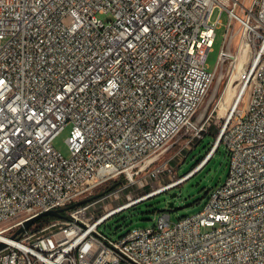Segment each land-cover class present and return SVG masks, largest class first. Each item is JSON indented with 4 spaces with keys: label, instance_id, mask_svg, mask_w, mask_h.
<instances>
[{
    "label": "built area",
    "instance_id": "1",
    "mask_svg": "<svg viewBox=\"0 0 264 264\" xmlns=\"http://www.w3.org/2000/svg\"><path fill=\"white\" fill-rule=\"evenodd\" d=\"M224 13L220 73L248 50L231 133L221 134L226 181L194 216L163 212L108 238L99 228L109 219L175 186L93 208L171 177L169 162L148 171L147 161L181 134L190 144L208 133L197 115L220 74L207 58ZM67 127L69 158L53 145ZM107 183L117 184L68 219L15 236ZM0 243V264H264V0H0Z\"/></svg>",
    "mask_w": 264,
    "mask_h": 264
},
{
    "label": "rangeland",
    "instance_id": "2",
    "mask_svg": "<svg viewBox=\"0 0 264 264\" xmlns=\"http://www.w3.org/2000/svg\"><path fill=\"white\" fill-rule=\"evenodd\" d=\"M219 15L220 10H215L212 16V22H216ZM98 17L105 22L108 20L106 15H98ZM221 19L223 21V26L217 30L215 44L207 58V66L212 71L217 69L219 55L224 43L226 25L229 21L227 13H224ZM239 41V39L234 41L232 46L233 53L238 51ZM237 69L234 70V64H228L223 73H221L222 80L220 83H218L220 74L217 75L211 90L199 110L197 118L203 117L202 114L206 106L209 105L206 113V118H209L208 133L205 134V137L200 141H193L187 144L189 138L186 139L181 134L172 140L158 154L147 161V165L151 163L148 167V171L160 166L165 167L169 162L170 166L168 165V168L171 167V177H168V172H166L161 174L159 179L144 180V185L139 182L124 193L119 200H108L94 207L93 209L96 210L95 214L104 212V205H107L109 209H115L120 206L134 203L138 199L158 191L163 187L172 186L181 178L194 172L199 166L204 165V163H206L205 160H207L214 147H216L214 150L216 151L219 145L222 144L223 146L220 152L197 173L194 175L192 173L193 176L183 184L175 186L165 193L125 209L113 216L99 228L102 234L112 240H118L134 228L154 226L157 218L163 212L170 213L172 222H176L181 218L194 216L204 209L211 192L224 184L229 174V159L221 134L226 124V118L231 112L230 110L236 103L235 101L243 94V92L241 93L242 87L239 86V80H237L239 68ZM219 71L220 69L217 73H219ZM230 82L234 88L233 93L228 96L229 98L225 100L224 105L221 104L219 106L223 93ZM243 105L244 103L242 102L241 107H243ZM69 131L70 127H67L53 143L55 149L65 158L70 157V150L67 144ZM202 156H204V158L201 163L194 168V165ZM113 186L114 183H107L98 188L93 196L105 194L109 189L111 190ZM170 203L174 204L173 208L169 207ZM37 226L38 225L35 224L33 227L37 229L39 228Z\"/></svg>",
    "mask_w": 264,
    "mask_h": 264
},
{
    "label": "bare ground",
    "instance_id": "3",
    "mask_svg": "<svg viewBox=\"0 0 264 264\" xmlns=\"http://www.w3.org/2000/svg\"><path fill=\"white\" fill-rule=\"evenodd\" d=\"M247 58H248V50H246L245 52H244V54H243V51L240 53V60H239V63H238V67L237 68H239V70H243V67H244V65H245V62H246V60H247ZM220 69V66H217V69L216 70H214V71H212V70H210V73H217L218 72V70ZM238 70V69H237ZM219 73H220V71H219ZM235 78V77H234ZM221 80H222V74L220 73V75H219V80H218V83H220L221 82ZM231 80H232V78H231ZM242 87V86H241ZM240 87V88H241ZM243 88V87H242ZM233 90H234V88H233V85H232V83L230 82L229 84H228V86H227V88H226V90L224 91V93H223V96H222V98H221V100H220V103H219V106L221 105V104H223L224 105V102H225V100L227 99V98H229L228 96H230L232 93H233ZM243 92V91H242ZM241 92V93H242ZM240 93V92H239ZM240 96V95H239ZM241 98H242V96L239 98V99H237V101H235V102H240V100H241ZM237 103H235L236 105H237ZM234 104V105H235ZM234 105H233V107H234ZM209 105H207L206 106V108H205V110H204V112H203V114H202V116H204L206 113H207V110H208V107ZM232 107V108H233ZM231 111V110H230ZM202 118V117H201ZM223 130H224V133H231V122H226V124H225V126H224V128H223ZM216 149V147H214V149H213V151ZM213 151L211 152V154L209 155V157L207 158V160H205V162H207L209 159H210V157H211V155L213 154ZM204 165H205V163H204ZM204 165H201V166H199L194 172H192V173H197ZM191 173V174H192ZM178 184H174V185H172L171 187H174V186H177ZM208 225H215V216H208Z\"/></svg>",
    "mask_w": 264,
    "mask_h": 264
},
{
    "label": "water",
    "instance_id": "4",
    "mask_svg": "<svg viewBox=\"0 0 264 264\" xmlns=\"http://www.w3.org/2000/svg\"><path fill=\"white\" fill-rule=\"evenodd\" d=\"M206 117H207V114H205L204 116H203V119H206ZM215 152V151H214ZM211 158V157H210ZM206 164V163H205ZM193 175H194V173H193ZM192 175V176H193ZM115 186V185H114ZM113 186V187H114ZM97 197H99V196H95V197H93V198H90V199H86V200H83V201H80V202H78V203H75V204H73V205H71V206H69V207H67V208H62V209H58V210H52V211H48V212H44L43 214H40L39 216H36V217H34V218H32V219H30V220H27L25 223H24V226L17 232V234L15 235V236H17V235H19V234H22V233H24L25 231H28L30 228H32L41 218H43V217H53V218H57V219H68V216H65L64 214L65 213H67V212H69V211H71V210H73V209H75L76 207H79V206H82V205H84V204H86V203H88V202H90L92 199H94V198H97ZM150 197H153V196H150ZM150 197H148V198H150ZM132 205H134V204H132ZM169 207L170 208H173L174 207V204L173 203H170L169 204ZM7 247V245L5 244V243H0V251L1 250H3V249H5Z\"/></svg>",
    "mask_w": 264,
    "mask_h": 264
},
{
    "label": "trees",
    "instance_id": "5",
    "mask_svg": "<svg viewBox=\"0 0 264 264\" xmlns=\"http://www.w3.org/2000/svg\"><path fill=\"white\" fill-rule=\"evenodd\" d=\"M223 145L222 144H220L219 145V147L217 148V150L214 152V154L211 156V158L206 162V164L205 165H207L212 159H213V157L217 154V153H219L220 152V150H221V147H222ZM210 149V148H209ZM208 151V150H207ZM206 151V152H207ZM226 152H227V150H226ZM206 154V153H205ZM205 154H204V156H205ZM227 155H228V153H227ZM204 156H202L197 162H196V164L194 165V168L195 167H197L200 163H201V161H202V159L204 158ZM204 165V166H205ZM203 166V167H204ZM202 167V168H203ZM201 168V169H202ZM192 177V176H191ZM190 177V178H191ZM189 178V179H190ZM117 184V183H116ZM116 184H114V185H116ZM115 187V186H114ZM114 187L112 188V189H114ZM111 189V190H112ZM108 191H110V189L108 190ZM145 202V201H144ZM143 203V202H142ZM141 204V203H140ZM138 205V204H137ZM65 216H68V213H65L64 214ZM57 220H59V219H57V218H53V217H43V218H41L37 223H36V225H38L37 227H39V228H42L43 226H45V225H48V224H50V223H52L53 221H57ZM38 229V228H37Z\"/></svg>",
    "mask_w": 264,
    "mask_h": 264
}]
</instances>
